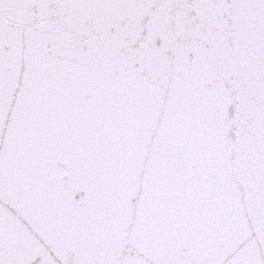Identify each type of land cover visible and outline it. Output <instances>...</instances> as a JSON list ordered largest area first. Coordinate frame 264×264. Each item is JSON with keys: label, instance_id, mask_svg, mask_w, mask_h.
<instances>
[{"label": "snow or ice", "instance_id": "snow-or-ice-1", "mask_svg": "<svg viewBox=\"0 0 264 264\" xmlns=\"http://www.w3.org/2000/svg\"><path fill=\"white\" fill-rule=\"evenodd\" d=\"M0 264H264V0H0Z\"/></svg>", "mask_w": 264, "mask_h": 264}]
</instances>
